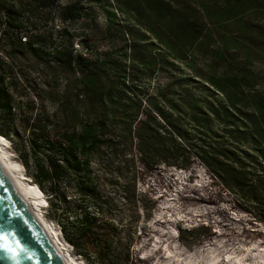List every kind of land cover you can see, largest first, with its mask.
I'll return each mask as SVG.
<instances>
[{"label":"trees","instance_id":"1","mask_svg":"<svg viewBox=\"0 0 264 264\" xmlns=\"http://www.w3.org/2000/svg\"><path fill=\"white\" fill-rule=\"evenodd\" d=\"M39 7L0 0V43L1 29L12 30L4 49L17 64L16 55L32 54L41 64L56 63L55 72L63 69L64 87L59 74L45 90L62 119L40 113L37 128H18L34 107L29 100L17 104L16 95L30 96L34 80L14 79L0 58V135L27 169L33 166L31 178L47 193L54 215L57 197L65 214H75L59 225L87 264H137L138 215L126 219L122 210L131 203L140 215L139 181L162 165L199 163L212 183L264 222V93L255 78L232 68L206 77L195 68L199 56L223 61L232 51L264 61V0H74L67 16L94 25L88 32L61 30L52 41V26L50 36L23 41V15L34 16ZM251 16L263 20L250 24ZM161 74L176 78H156ZM68 176L81 196L77 206L59 188Z\"/></svg>","mask_w":264,"mask_h":264},{"label":"rangeland","instance_id":"2","mask_svg":"<svg viewBox=\"0 0 264 264\" xmlns=\"http://www.w3.org/2000/svg\"><path fill=\"white\" fill-rule=\"evenodd\" d=\"M26 1H31L33 5L40 7L34 16H29V12L23 15L26 27L21 30L19 36L27 34L29 39H34L44 32L50 36L46 30H51L53 26L54 37L51 40L55 41L58 40L61 30L69 32L77 30L82 34L94 27L90 23L86 24L87 21L84 19L74 21L67 16V6L74 0H58L50 5H40L36 0ZM260 20L252 17L250 24H257ZM96 24L100 28L103 27L104 19L99 17ZM1 34V42L5 43H0L2 45V47L0 45V58L5 60L4 47L8 49L11 46L10 40L15 35L12 30L5 28L1 29ZM239 45L248 48L249 51L252 50L245 43ZM46 48L51 50L52 46L47 45ZM15 58L19 64L27 68L26 75L29 78H36L33 79L34 84L30 85L32 92H28H30V100L40 106L39 112L31 113L32 115L27 116L26 120H19L16 126L22 130L37 128L38 125L33 122L41 118L36 115L40 113L52 116L57 113V120L61 122L62 112L46 98L45 90L51 88L46 83L54 84L59 74L64 87L66 75L63 69L60 68L55 72L53 68L57 66L56 63L52 66L41 64L39 58L32 54H20ZM213 62H216L219 68L211 66ZM195 68L205 77L215 70L221 74L223 70L232 68L236 73L243 72L255 78L257 92L264 93V61L254 58L244 59L240 51H232L223 61H215L209 56H199ZM186 73L192 74V71L186 69ZM156 78L176 77L161 74ZM0 141L13 158L21 163L27 182L36 188L37 199L47 220L61 230L59 222L65 223L68 219H73L75 214H65L61 198L57 197L54 200L53 209L56 212L54 215L47 193L31 181L33 166L27 169L23 165L20 154L9 139L0 135ZM106 176L108 178L111 174ZM137 187L139 199L137 209L140 215L133 211L131 203L122 210L126 219L138 215L132 247L137 264H264V222L243 205L238 204L219 185L212 183L210 174L199 163H195L189 169L162 165L140 180ZM59 188L61 192L67 193L73 205L79 204L81 196L75 189L72 176L63 178ZM119 205L124 207L122 201ZM71 248L72 252L78 255L74 248ZM83 262L87 264L84 260Z\"/></svg>","mask_w":264,"mask_h":264},{"label":"water","instance_id":"3","mask_svg":"<svg viewBox=\"0 0 264 264\" xmlns=\"http://www.w3.org/2000/svg\"><path fill=\"white\" fill-rule=\"evenodd\" d=\"M0 264H69L55 239L0 158Z\"/></svg>","mask_w":264,"mask_h":264},{"label":"bare ground","instance_id":"4","mask_svg":"<svg viewBox=\"0 0 264 264\" xmlns=\"http://www.w3.org/2000/svg\"><path fill=\"white\" fill-rule=\"evenodd\" d=\"M0 158L1 160L8 166L11 171V174L15 178V180L20 185L23 193L25 194L28 202L34 208L37 215L40 217L46 228L49 230L56 243L58 244L60 250L65 256L66 260L69 264H85L82 258L79 255H76L72 252V246L70 243L64 238L61 230L55 227L54 223H51L45 217L41 205L36 196V188L24 177V171L21 163L15 160L12 154L6 149V147L0 141ZM48 203V202H47ZM48 206V204H47Z\"/></svg>","mask_w":264,"mask_h":264},{"label":"built area","instance_id":"5","mask_svg":"<svg viewBox=\"0 0 264 264\" xmlns=\"http://www.w3.org/2000/svg\"><path fill=\"white\" fill-rule=\"evenodd\" d=\"M27 36L25 35V36H23V41H27ZM5 61H6V63H7V65H10L11 66V68L13 69V71H14V73H15V77H14V79H20V80H22L23 82L25 81L24 80V78H29L27 75H26V72H28V70H27V68L24 66V69H23V72H24V74H23V72L21 71L22 69V67L23 66H21V65H19V64H17L14 60H12L11 58H10V56L7 54V52H6V59H5ZM8 79H12V77L11 76H9L8 77ZM32 79H36V78H32ZM28 90L29 91H31L32 92V90H31V88L30 87H28ZM21 99L23 100V101H31L30 100V98H29V96L27 97V96H18V95H16V102H17V104L21 101ZM31 102H33L32 104H33V107H34V109L33 110H31L30 111V113H34V112H39V107L40 106H37V104H34V101H31ZM23 109V107H21V106H19V105H16L15 106V108H14V110L17 112V113H22V110ZM31 181H33V179L31 178Z\"/></svg>","mask_w":264,"mask_h":264},{"label":"snow or ice","instance_id":"6","mask_svg":"<svg viewBox=\"0 0 264 264\" xmlns=\"http://www.w3.org/2000/svg\"><path fill=\"white\" fill-rule=\"evenodd\" d=\"M3 240H5V237L0 235V241H3ZM0 249H7L10 252H13V253L15 252V249L6 243H0Z\"/></svg>","mask_w":264,"mask_h":264}]
</instances>
